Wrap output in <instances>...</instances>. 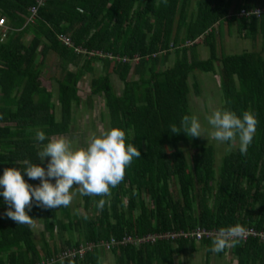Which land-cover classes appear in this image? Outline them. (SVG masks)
<instances>
[{
  "label": "trees",
  "instance_id": "1",
  "mask_svg": "<svg viewBox=\"0 0 264 264\" xmlns=\"http://www.w3.org/2000/svg\"><path fill=\"white\" fill-rule=\"evenodd\" d=\"M36 3L0 0V14L9 20L8 29L0 30V177L7 168L23 172L24 161L42 167L37 153L52 137L71 132L74 111L82 102L79 84L85 73L94 72V64H101L102 70L94 79L91 97L104 98L110 128L124 130L126 143L136 146L141 157L133 159L110 197L83 196L82 217L72 215L68 207L37 206L33 198L28 215L34 221L43 215L50 239L57 229L71 236L62 248L51 249L42 236L40 250L32 227L5 215L0 221V250H8L2 254L10 259L8 264H36L80 243L126 235L142 237L196 227L219 231L235 225L264 231V12L247 16L264 10V0H197L193 10V0H46L31 22L30 8ZM230 22L242 39L254 43L255 50L220 55L217 37L222 24ZM61 36L70 38L73 46L65 45ZM201 44L209 49L207 59L200 58ZM170 51L175 54L174 64L163 67ZM52 53L62 65L57 93L42 81V66ZM217 63L221 64L223 109L238 115L250 110L258 120L247 154L233 150L219 164L211 145L201 146L198 138L173 134L169 127L192 115L191 74H216ZM114 76L124 84L120 95L113 86ZM197 81L192 87L200 93ZM37 130L49 139L37 141ZM182 144H191L196 151L189 156ZM22 174L33 187L41 184L40 179ZM102 198L106 203L100 209L97 204ZM1 202L8 211L2 195ZM237 239L220 254L230 252L237 264H264L260 237ZM212 240L203 241L208 254ZM195 243L158 240L111 253L116 264H172L174 251L186 252ZM105 253L97 248L83 258L57 264H101Z\"/></svg>",
  "mask_w": 264,
  "mask_h": 264
},
{
  "label": "clouds",
  "instance_id": "2",
  "mask_svg": "<svg viewBox=\"0 0 264 264\" xmlns=\"http://www.w3.org/2000/svg\"><path fill=\"white\" fill-rule=\"evenodd\" d=\"M206 120L210 131L202 126L196 115H184L179 126L172 124L169 127L171 133L183 132L189 138L203 137L207 132L211 139L222 144L228 143L229 150L238 143L240 153L247 154L258 124L253 112L246 110L238 115L234 111L218 108ZM35 139L43 142L49 138L44 131L37 130ZM37 155L40 162L51 158L47 169L24 161L27 167L23 172L17 168H7L0 177V187L3 188L0 195L9 205L6 216L19 225L29 227L34 226V218L28 215L33 198L37 206L55 209L70 206L77 194L110 197L111 190L124 181L128 167L134 158L141 157V152L133 144L126 143L124 130L111 128L99 135L93 133L86 147L74 148L65 137H52ZM22 173H26L29 179H40L41 184L33 187L25 181ZM51 179H55V184ZM105 203L106 200L102 198L97 207L103 209ZM245 231L241 225L221 228L212 240L210 251L220 253L234 246Z\"/></svg>",
  "mask_w": 264,
  "mask_h": 264
},
{
  "label": "rangeland",
  "instance_id": "3",
  "mask_svg": "<svg viewBox=\"0 0 264 264\" xmlns=\"http://www.w3.org/2000/svg\"><path fill=\"white\" fill-rule=\"evenodd\" d=\"M197 0H193L192 10L195 7V2ZM220 36L217 37L218 48L220 50V55H234L241 54L244 51H253L255 50V45L250 40L242 39L237 32L235 23H223L220 28ZM32 37L30 36L27 41H29ZM260 48L259 43L256 45V50ZM200 58L207 59L209 56V49L207 45L201 44L198 48ZM175 61L174 51H170L168 58L163 61V67H171L173 66ZM162 64V63H161ZM221 64H217L218 74L211 75L210 73H200L195 72L191 74V78L189 79L191 92L189 94V105L190 111L192 115H196L199 117L202 126L211 130L210 125H208L206 117L211 115L212 112L216 109H223L224 101L222 94V75H221ZM95 70L93 73H85V76L81 80L79 84L80 96L82 99L81 105L74 111V123L71 128V132L65 137L72 142L74 148L77 147H86L87 141L89 137L96 133L99 135L103 131L110 130L109 125V117L107 113V109L105 107V102L103 97L93 96L91 97V87L93 86L94 79L97 78L101 72V64H94ZM61 61L57 54L52 53L48 56V59L42 66V81L44 85L50 86L54 93L58 91L57 77L61 75ZM71 70H76V67L70 66ZM131 77V76H130ZM195 79H198V84L200 87L198 91L200 93H196V89L192 87ZM113 86L115 92L120 95L124 88V84L122 81L118 79L117 76L113 77ZM56 102V98H55ZM91 104V106H90ZM57 117L60 118L59 111L57 112ZM201 146H209L211 145L213 149L216 151V160L217 164L220 163L221 158L226 155L228 152L239 149V144L235 148L229 150L228 143H219L208 136L207 132L203 134V137H198ZM183 149L187 153V155L191 156L196 150L193 145L185 146L182 144ZM172 151V148L169 149ZM50 157L46 158L44 162H42V167L47 169V165L50 162ZM51 182L55 184V179H51ZM75 191V188L73 189ZM124 202H127V196L123 195ZM61 208V207H60ZM64 208V207H62ZM72 215H78L80 217L83 216L84 213V199L83 196L77 194L71 205L68 206ZM34 226H36L35 232V240L39 243V248L42 250V246L44 245V241H42V236L47 237L49 233L46 231V225L44 224V217L37 219L34 221ZM197 228V227H196ZM195 229V228H193ZM192 230V229H188ZM40 232H42L40 234ZM47 234V235H46ZM78 236V234H76ZM75 236V240H79L80 238ZM68 232H62L57 229L55 231V237L53 239V243L51 247L55 244L58 248H62L64 243L68 241ZM194 247V248H193ZM193 247H189L186 252L177 253L173 252L174 264H237V259L230 253L226 252L223 255L220 253L208 254V249L206 244L203 241L196 242ZM230 247H228L229 249ZM108 254V255H107ZM109 257V261L114 264V257L111 253H106Z\"/></svg>",
  "mask_w": 264,
  "mask_h": 264
},
{
  "label": "built area",
  "instance_id": "4",
  "mask_svg": "<svg viewBox=\"0 0 264 264\" xmlns=\"http://www.w3.org/2000/svg\"><path fill=\"white\" fill-rule=\"evenodd\" d=\"M46 0H37V3L35 6L30 8V16L28 18L29 21L33 22L34 18L37 16L38 10L41 6L44 5ZM264 12V10H255L253 12H248L247 16L254 13L257 15H261ZM244 13V11L242 12ZM0 29H8L7 27V21L5 18H0ZM5 33V32H4ZM61 41L65 43V45L72 47L73 43L70 38L61 36ZM77 51L82 52L81 48H77ZM87 53L86 51H84ZM92 56L97 57H108L110 60H114L115 57L112 55H105L100 52H91L89 53ZM118 61H120V58H117ZM124 62L127 61L126 58L123 59ZM218 230H209V229H203L202 227H197L192 230H180V231H174V232H165L161 234H150L142 237H133L130 235H126L122 238H116L112 237L110 240H104L97 243L92 242H85L80 243L78 247L74 246L69 249H65V251L60 252L58 254H53L52 257L47 258L41 262H38L36 264H57L60 262H63L65 259H77V258H83L85 257L89 252H93L97 248L102 249L103 251L107 253H111L112 251L120 248H125L128 246H134V247H140L141 245L145 244H155L158 240H164V241H181V240H187V241H205V240H212L217 234ZM249 236L252 237H260L264 242V231L258 232L256 230H249L246 231L245 234L240 237L244 241L248 239Z\"/></svg>",
  "mask_w": 264,
  "mask_h": 264
},
{
  "label": "crops",
  "instance_id": "5",
  "mask_svg": "<svg viewBox=\"0 0 264 264\" xmlns=\"http://www.w3.org/2000/svg\"><path fill=\"white\" fill-rule=\"evenodd\" d=\"M0 16H2V14H0ZM1 18V17H0ZM2 18H5L6 19V21H7V24L9 23V20L4 16H2ZM1 30V29H0ZM199 53V52H198ZM200 55V54H199ZM217 64H220V63H217ZM219 68V67H218ZM218 68H217V66H216V69H217V73L216 74H218ZM220 68H221V65H220ZM201 73V72H200ZM216 74H213V75H216ZM212 75V74H211ZM190 78H191V76H190ZM223 94V93H222ZM8 207V206H7ZM6 207V208H7ZM5 208V205H2V202L0 203V221L1 220H3L4 218H5V215H6V212H7V210H5L4 209ZM5 220V219H4ZM35 224V223H34ZM36 226H33L32 227V229H33V234H34V239H35V236H36V232H35V228ZM0 230H2V228H0ZM42 232H40V234H41ZM47 235V234H46ZM1 236V235H0ZM42 238V237H41ZM46 239H47V242L50 244V246H51V244L53 243L52 241L53 240H51L50 239V237H49V235H47V237H46ZM42 240V239H41ZM36 241V243H37V245H38V247H39V243L37 242V240H35ZM44 246V245H43ZM43 246H42V250H43ZM56 245L54 244L53 245V247H55ZM53 247H51V249H53ZM40 249V248H39ZM1 252H0V264H8L9 263V261H10V259H8V257H3V255H4V252L5 251H8L7 249H5V250H0ZM3 254V255H2ZM112 254V256L114 257V264H116V262H117V258H116V255L115 254H113V253H111ZM108 255V254H107ZM106 255V253H105V255H104V257H102V259H101V264H113V263H111L110 261H109V257ZM100 259H99V262H100ZM172 264H174V262L172 263Z\"/></svg>",
  "mask_w": 264,
  "mask_h": 264
}]
</instances>
